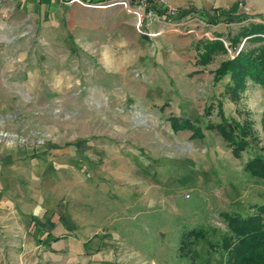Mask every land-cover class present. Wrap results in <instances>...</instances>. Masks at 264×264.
Returning <instances> with one entry per match:
<instances>
[{"label": "rangeland", "instance_id": "374dc122", "mask_svg": "<svg viewBox=\"0 0 264 264\" xmlns=\"http://www.w3.org/2000/svg\"><path fill=\"white\" fill-rule=\"evenodd\" d=\"M168 1L199 15L220 13L224 22L211 32L220 30L227 42L253 24L242 6L264 15V0ZM66 7L47 25L0 10V160L8 155L33 167L20 172L18 207L21 214L41 211L51 235L36 230L42 241L61 239L50 246L38 240L26 253L18 235L19 245H3L6 263L226 264L209 247L227 230L220 213L247 216L252 204H264V179L243 169L264 157L263 89L249 80L237 103L224 95L228 76L214 84L213 70L227 53L195 64V44L207 38L201 28L188 52L172 53L179 37L142 35L120 6ZM217 100L228 118L253 123L257 141L239 158L204 128L219 121ZM170 116L191 119L204 136L174 132ZM198 227L207 237L195 263L181 259L182 232Z\"/></svg>", "mask_w": 264, "mask_h": 264}, {"label": "trees", "instance_id": "16d2710c", "mask_svg": "<svg viewBox=\"0 0 264 264\" xmlns=\"http://www.w3.org/2000/svg\"><path fill=\"white\" fill-rule=\"evenodd\" d=\"M198 11L200 17L205 19L207 16V20L209 23L212 22L211 24L218 23V19L224 22V16L220 13L208 14L204 10ZM233 19L228 17L226 21ZM240 29L242 30L235 37L233 36L228 40V46L234 49L243 38H246L243 48L233 59L227 57L213 70L214 84L228 76L223 94L236 103L246 89L249 80L259 85L264 91V45L259 44L252 47L247 44L264 41V36H262L264 24L254 22L249 26H241ZM215 37L217 38H206L196 42L197 58L195 63L197 65L205 66L213 60L215 55L227 53L223 41L219 39L223 36L216 35ZM212 107V104L205 107L203 112L205 117L211 113ZM216 115L219 121L216 123L208 121L204 128L216 131L230 147L232 155L236 158L241 157L242 152L257 141L252 121L248 117H243L241 120L228 118L220 100L216 102ZM168 120L174 132L189 130L192 138L204 136L202 127L189 118L170 116ZM243 169L253 177L264 179V157L256 155L248 159ZM251 207L255 212L247 216L227 211L220 213L226 223L227 230L222 233L219 241L209 242V247L215 249L214 251H221L226 264H264V204H252ZM31 229L34 231L33 227ZM206 234V229L202 227L184 230L179 242V257L191 259L195 263L199 253L198 243L207 237ZM39 240L41 241L40 237ZM57 240L58 238L54 239V241ZM202 260L206 264H212L209 258Z\"/></svg>", "mask_w": 264, "mask_h": 264}, {"label": "crops", "instance_id": "0c3cea01", "mask_svg": "<svg viewBox=\"0 0 264 264\" xmlns=\"http://www.w3.org/2000/svg\"><path fill=\"white\" fill-rule=\"evenodd\" d=\"M67 1L68 0H0V10L2 12H12L14 14L21 13L25 16H29L30 19L38 21V23L47 25L62 17L64 9L67 8ZM194 25H197L199 28H201V32L207 31L213 36L221 35L223 38L225 36L220 30L215 33L211 32L212 30H215V26H218V24H206L197 18L186 21L187 28L193 27ZM216 29L219 28L217 27ZM178 33L174 34V30L169 29L168 26L164 33L156 36L154 39L159 41L161 39L163 40L164 37L170 38L171 36H177L179 37L180 43H174V45H172V53L188 52L191 47V40L194 38L193 34ZM186 58L187 57H185V59ZM194 61L195 59L193 62ZM33 170V167L29 168L27 163L20 164V162L14 161L12 156L6 155L4 156L3 160H0V221H4L0 223L5 224V230L8 234V238L4 240L0 233V264H7L6 261L9 259V257L4 256L5 253L3 252V245L8 243L13 246L19 245L18 235H20L22 245L24 244L27 250L26 253H29L35 243H37L39 240L40 236H37V232L34 233V231L37 230L43 233V235H45L44 233H47L49 235L48 237L51 236L49 232H43L48 229V226L46 225L45 227V223L39 222V217L41 214L40 210L37 212L31 210L21 214L18 207L17 196L18 194H23L18 193L16 191V187H18L20 176L23 178L25 176V174H20V172L26 173L29 171L32 172ZM6 193L8 195H5ZM8 197H15V200L13 201ZM22 203L24 206H26L27 200H24ZM21 218L23 219L22 225L20 223V220H22ZM32 227L34 231H32ZM48 237H46L43 241L41 238L42 243H45L48 246L56 245L61 241L60 238H58L57 241H54V239L57 237ZM12 250L16 254V248H12ZM6 253L9 254V250H7Z\"/></svg>", "mask_w": 264, "mask_h": 264}, {"label": "built area", "instance_id": "2783aa9c", "mask_svg": "<svg viewBox=\"0 0 264 264\" xmlns=\"http://www.w3.org/2000/svg\"><path fill=\"white\" fill-rule=\"evenodd\" d=\"M68 3H76L85 7H97L102 4L108 6H120L126 12L132 14L135 18L136 29L142 35L150 37H156L169 29L175 30L180 33H191L198 34L197 25L193 27H186V21L197 18L206 24H210L207 19L201 18L198 12L192 11L189 8L184 10L177 8L171 4L168 0H68ZM244 7L242 13L249 14L251 16L244 17L247 23L261 22L264 24V15L256 16L249 11L247 6ZM155 28V29H154ZM200 36H206L208 39H216L217 37L212 36L209 32H201ZM264 36V34H262ZM223 41L227 49V57L233 59L239 51L243 48L246 38H243L236 48L231 49L228 46V42L223 38L219 37Z\"/></svg>", "mask_w": 264, "mask_h": 264}]
</instances>
